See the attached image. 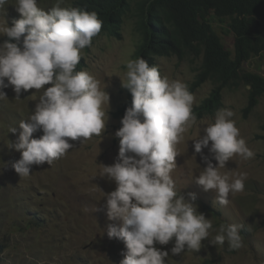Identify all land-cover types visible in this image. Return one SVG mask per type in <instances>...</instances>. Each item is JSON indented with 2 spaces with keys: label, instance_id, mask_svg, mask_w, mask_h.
Listing matches in <instances>:
<instances>
[{
  "label": "clouds",
  "instance_id": "1",
  "mask_svg": "<svg viewBox=\"0 0 264 264\" xmlns=\"http://www.w3.org/2000/svg\"><path fill=\"white\" fill-rule=\"evenodd\" d=\"M56 0L50 9H42L37 0H16L20 19L9 27L5 19L0 34L15 42L0 44V100L2 89L12 87L16 99L22 91L41 90L34 111L19 124V135L9 148L20 152L11 167L20 177L30 175L33 164L51 165L74 145L69 142L100 137L108 120L109 94L101 82L86 71H77L81 50L89 47L102 28L97 13L79 7H62ZM9 0H0L5 15ZM51 85L44 88L45 85ZM126 88L132 97L115 137L119 138L117 162L102 166L99 174L114 181L116 188L103 193L104 208L110 220L109 239L121 240L126 248L120 264H165L169 251L156 247L168 245L172 255L186 249L199 251L213 225L197 212L195 193L187 198L176 190L171 173L176 168L177 145L196 124L192 112L194 95L185 83L161 77L156 66L142 57L126 64ZM106 106V107H105ZM234 112L219 109L214 122L206 124L204 135L194 141L195 153L207 148L216 161L203 157L206 167L194 177L204 191L213 190L220 205H228L230 193L244 191L246 173L230 178L226 163L234 156L252 159L255 153L241 137L232 119ZM197 125V134L199 132ZM42 130L41 137L33 133ZM10 132L15 134L17 128ZM68 138V139H66ZM209 142H211L209 146ZM227 241L231 249L242 246L238 226L221 224L213 245Z\"/></svg>",
  "mask_w": 264,
  "mask_h": 264
},
{
  "label": "rangeland",
  "instance_id": "2",
  "mask_svg": "<svg viewBox=\"0 0 264 264\" xmlns=\"http://www.w3.org/2000/svg\"><path fill=\"white\" fill-rule=\"evenodd\" d=\"M15 2L9 0L5 15L0 11V23L5 19L10 27L11 21L20 17L15 11ZM72 2L64 0L61 6L72 7ZM55 3L56 0H37L38 6L45 10ZM208 20L224 47L233 52L234 36L227 23L217 21L213 13ZM261 25L264 30V21ZM120 34V38L108 33L98 35L80 53L85 61L83 71L99 80L101 88L105 84L104 91L110 97L108 120L101 136L77 141L69 139L73 148L51 165L33 164L27 177H20L11 167L21 154L8 145L17 139L20 122L27 120L34 111L43 89L22 91L20 99H16L11 86L2 89L6 99L0 100V264H120L124 258V243L107 236L109 225L121 224L119 220H110L104 208L103 193L114 191L116 184L99 175L102 166L117 162L119 138L114 134L122 127L124 115L115 112L126 99L122 86L126 64L136 59L135 47L139 40L133 18H125ZM3 36L0 34V44ZM199 62V58L188 52L181 57L175 54L156 56L161 77L181 81L188 88L197 75ZM241 67L243 71L264 75V52L243 62ZM212 86L211 81H206L191 92L195 97L193 107L208 96ZM248 90L245 84L226 87L219 108L234 112L232 119L241 137L255 153L254 158L248 160L234 156L226 163V169L220 170L222 174L227 172L230 178L238 173L247 174L244 191L230 193L228 205H220L213 190L204 191L194 181L206 167L203 157L216 164L207 148L201 153L194 152L192 139L204 135V127L214 122L217 111L196 117V124L176 146L179 155L175 157L176 168L171 173L176 190L185 198L188 193L196 194L197 212L203 213L213 228L196 252L186 249L174 256L170 252L174 241L168 245L156 244L169 251L165 264H264V94L250 111H245ZM13 127L17 128L15 134L10 132ZM42 135L43 131L37 130L33 138ZM221 224L238 226L242 238L239 249H231L227 241L223 245L210 243Z\"/></svg>",
  "mask_w": 264,
  "mask_h": 264
},
{
  "label": "trees",
  "instance_id": "3",
  "mask_svg": "<svg viewBox=\"0 0 264 264\" xmlns=\"http://www.w3.org/2000/svg\"><path fill=\"white\" fill-rule=\"evenodd\" d=\"M72 3V7L97 13L102 21L98 35L108 33L120 38L125 18H133L134 30L139 34L135 57H142L149 66H156V56L162 55L181 57L188 52L199 58L197 75L188 90L192 92L206 81H211L213 86L208 96L192 108L196 117L217 111L226 87L240 84L249 87L245 111H250L264 94V75L241 69L243 62L264 52L261 25L264 0H73ZM210 13L217 21L227 23L234 36L233 52L226 49L217 36L208 20ZM5 41L15 42L4 35L2 42ZM84 65L81 56L76 70L83 71ZM124 92L126 99L116 115H124L131 106V94L126 88ZM205 207L214 213L213 209Z\"/></svg>",
  "mask_w": 264,
  "mask_h": 264
}]
</instances>
